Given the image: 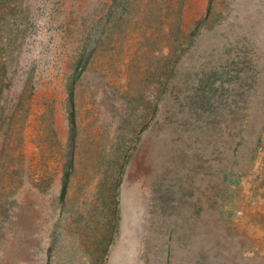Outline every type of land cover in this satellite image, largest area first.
<instances>
[{"label": "rangeland", "instance_id": "obj_1", "mask_svg": "<svg viewBox=\"0 0 264 264\" xmlns=\"http://www.w3.org/2000/svg\"><path fill=\"white\" fill-rule=\"evenodd\" d=\"M0 264H264V0H0Z\"/></svg>", "mask_w": 264, "mask_h": 264}, {"label": "trees", "instance_id": "obj_2", "mask_svg": "<svg viewBox=\"0 0 264 264\" xmlns=\"http://www.w3.org/2000/svg\"><path fill=\"white\" fill-rule=\"evenodd\" d=\"M71 156H72V155H71V152H70V153H69V158H67V159L69 160V162L72 161V160H71ZM69 171H70V168H69V170H68V169H65V173H66V175H67V173H68ZM68 176H69V175H68ZM66 185H67V179H66ZM66 185H65V183H63V186H64V187H65ZM66 187H67V186H66ZM64 189H65V188H64ZM62 199H63V198H62Z\"/></svg>", "mask_w": 264, "mask_h": 264}]
</instances>
